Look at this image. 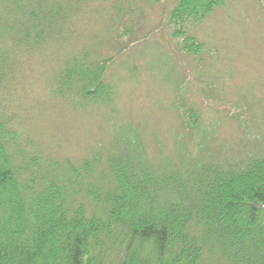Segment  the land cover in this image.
Here are the masks:
<instances>
[{
  "label": "rangeland",
  "instance_id": "374dc122",
  "mask_svg": "<svg viewBox=\"0 0 264 264\" xmlns=\"http://www.w3.org/2000/svg\"><path fill=\"white\" fill-rule=\"evenodd\" d=\"M18 1L16 30L42 42L16 50L1 85L20 143L41 162L61 174L94 155L102 168L116 154L142 158L160 179L176 168L242 169L264 158V0H226L189 28L198 55L172 36L174 0ZM83 53L109 60L112 98L70 108L53 79Z\"/></svg>",
  "mask_w": 264,
  "mask_h": 264
},
{
  "label": "trees",
  "instance_id": "16d2710c",
  "mask_svg": "<svg viewBox=\"0 0 264 264\" xmlns=\"http://www.w3.org/2000/svg\"><path fill=\"white\" fill-rule=\"evenodd\" d=\"M225 2L174 0L168 26L183 53H200L187 30ZM14 10L18 0H0V264H264V158L242 169L176 168L159 179L142 158L111 154L101 168L94 155L60 174L26 150L1 84L16 50L42 41L16 30ZM82 58L53 79L70 108L112 98L109 60Z\"/></svg>",
  "mask_w": 264,
  "mask_h": 264
}]
</instances>
